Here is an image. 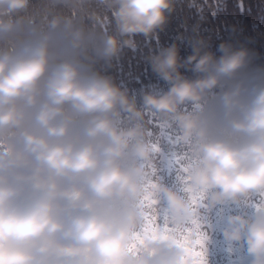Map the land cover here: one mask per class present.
Here are the masks:
<instances>
[{"label": "clouds", "instance_id": "obj_1", "mask_svg": "<svg viewBox=\"0 0 264 264\" xmlns=\"http://www.w3.org/2000/svg\"><path fill=\"white\" fill-rule=\"evenodd\" d=\"M176 6L0 0V264H264V63Z\"/></svg>", "mask_w": 264, "mask_h": 264}, {"label": "trees", "instance_id": "obj_2", "mask_svg": "<svg viewBox=\"0 0 264 264\" xmlns=\"http://www.w3.org/2000/svg\"><path fill=\"white\" fill-rule=\"evenodd\" d=\"M36 3L41 4L43 0ZM196 26L202 35L211 37L213 50L220 42L230 41L238 47H248L258 55L256 63H264V0H177L166 31L160 33V43L165 46L174 43L178 36L190 34ZM139 39L145 49L156 43L153 40L145 45L143 38ZM189 54L191 49L186 44L181 45V55ZM111 71L130 88L139 90L150 83L166 87L150 70L145 72L139 53L130 50L122 58L121 68ZM136 76L140 77L139 82ZM227 264L240 262L231 258Z\"/></svg>", "mask_w": 264, "mask_h": 264}, {"label": "rangeland", "instance_id": "obj_3", "mask_svg": "<svg viewBox=\"0 0 264 264\" xmlns=\"http://www.w3.org/2000/svg\"><path fill=\"white\" fill-rule=\"evenodd\" d=\"M164 214H161L160 220L158 223L161 227L164 225ZM231 258L226 254L224 250V244L222 240H217L215 246L212 248V260L213 264H227L228 260ZM240 264H243V261H239Z\"/></svg>", "mask_w": 264, "mask_h": 264}]
</instances>
